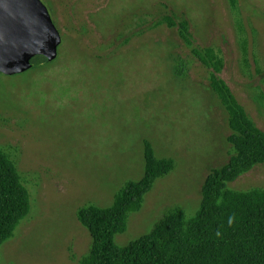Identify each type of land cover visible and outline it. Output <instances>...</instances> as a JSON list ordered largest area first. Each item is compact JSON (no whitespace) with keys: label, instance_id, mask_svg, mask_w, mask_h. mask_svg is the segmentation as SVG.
I'll list each match as a JSON object with an SVG mask.
<instances>
[{"label":"rangeland","instance_id":"374dc122","mask_svg":"<svg viewBox=\"0 0 264 264\" xmlns=\"http://www.w3.org/2000/svg\"><path fill=\"white\" fill-rule=\"evenodd\" d=\"M41 1L62 35L57 63L0 74V147L30 195V213L1 248L0 264H79L91 237L78 210L110 206L142 178L145 142L175 169L117 244L145 235L175 208L195 216L209 170L230 159L231 132L180 21L189 23L193 48L223 59L220 77L264 132V0ZM164 17L176 26H155ZM230 187L264 189V164Z\"/></svg>","mask_w":264,"mask_h":264},{"label":"trees","instance_id":"16d2710c","mask_svg":"<svg viewBox=\"0 0 264 264\" xmlns=\"http://www.w3.org/2000/svg\"><path fill=\"white\" fill-rule=\"evenodd\" d=\"M230 2L234 7L237 0ZM163 24L176 26L170 17L155 26ZM178 27L182 40L210 71L211 90L227 113L230 159L209 170L194 217L188 218L179 208L167 211L148 233L120 246L117 237L127 232L131 215L142 208L157 181L175 169L173 160L157 158L152 145L145 142L142 178L127 182L110 206L88 205L78 210L77 219L91 237L90 248L79 264H264V189L230 187L264 164V132L220 77L223 59L212 48H193L186 20ZM57 61L36 57L25 75L49 71ZM29 213L30 195L17 164L0 147V257L1 248L14 238ZM230 217L234 218L231 226Z\"/></svg>","mask_w":264,"mask_h":264},{"label":"water","instance_id":"95a60500","mask_svg":"<svg viewBox=\"0 0 264 264\" xmlns=\"http://www.w3.org/2000/svg\"><path fill=\"white\" fill-rule=\"evenodd\" d=\"M61 44L62 35L41 0H0V74H24L36 57L54 62Z\"/></svg>","mask_w":264,"mask_h":264},{"label":"clouds","instance_id":"9594fccd","mask_svg":"<svg viewBox=\"0 0 264 264\" xmlns=\"http://www.w3.org/2000/svg\"><path fill=\"white\" fill-rule=\"evenodd\" d=\"M233 219H234L233 217H230V218H229V221H228V223H229V225H230V226H231V225H232V223H233ZM217 235H219V233H217Z\"/></svg>","mask_w":264,"mask_h":264}]
</instances>
